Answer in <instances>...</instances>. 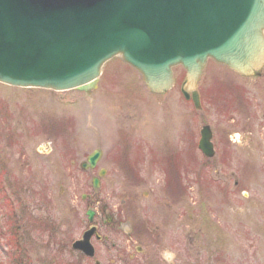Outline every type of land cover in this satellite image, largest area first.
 <instances>
[{
	"label": "rangeland",
	"instance_id": "obj_1",
	"mask_svg": "<svg viewBox=\"0 0 264 264\" xmlns=\"http://www.w3.org/2000/svg\"><path fill=\"white\" fill-rule=\"evenodd\" d=\"M173 73L172 88L162 94L150 93L138 72L118 57L104 65L97 87L88 93L0 83V264H88L71 248L85 228L84 194H100L113 210L121 199L129 202L131 195L143 206L153 196L164 199L169 187L178 192L184 185L187 245L188 235L196 234L200 225L221 233L228 215L230 222L236 221L234 227L263 229L264 152L258 151L259 165L250 171L241 155L233 158L237 175L232 180L242 179V172L247 179L237 188L231 180L205 187L195 182L196 168L203 161L195 142L203 124L215 128L219 144L221 136L229 138V144L218 148L232 145L234 157L235 152H244L246 141L253 144L257 138L249 141L238 125L235 140L225 131L226 120L241 115L243 91L254 89L260 79L241 77L209 59L198 82L202 109L197 110L180 92L184 68L175 66ZM96 148L102 152L96 166L81 168ZM117 158L121 169L113 163ZM100 168L106 174L94 191L91 178ZM170 171L184 179L181 185ZM124 173L139 185L122 182ZM209 174L207 178L213 176ZM7 181H12L9 188ZM227 184L229 192L231 187L234 191L225 198ZM15 196L25 208V226L19 231L14 211L10 212L20 209ZM134 211L127 214L130 219L137 214ZM186 253V264H195L190 251Z\"/></svg>",
	"mask_w": 264,
	"mask_h": 264
},
{
	"label": "water",
	"instance_id": "obj_2",
	"mask_svg": "<svg viewBox=\"0 0 264 264\" xmlns=\"http://www.w3.org/2000/svg\"><path fill=\"white\" fill-rule=\"evenodd\" d=\"M115 55L155 93L171 88L172 66L181 64V90L199 108L197 85L208 58L241 75L259 74L264 0H0V82L87 88ZM209 139L204 128L207 155ZM98 157L95 150L84 166ZM88 235L73 247L91 253Z\"/></svg>",
	"mask_w": 264,
	"mask_h": 264
},
{
	"label": "flooded vegetation",
	"instance_id": "obj_3",
	"mask_svg": "<svg viewBox=\"0 0 264 264\" xmlns=\"http://www.w3.org/2000/svg\"><path fill=\"white\" fill-rule=\"evenodd\" d=\"M256 78L260 80L255 81V90L247 89L243 91L248 97L243 94L245 102L239 119L226 120L227 129L225 131L226 135L228 134L232 138L236 137L238 130H235V128L238 125L243 130L242 134L249 141L252 140V136L257 137L254 140L255 143L249 144L246 141L242 148L244 152H235L234 157L232 145L223 150L218 148V146L229 144L230 140L227 136H225V139L224 136H221L219 139L220 144L218 141L216 142L214 139L216 130L213 128L212 143L214 155L209 158L202 156L200 153L203 161L198 163L199 165L196 168L195 182L198 185L205 187L207 184L219 182L226 184L231 180L234 183L233 186L237 188L242 183L247 182V179L243 178V172L239 174L242 179L235 178L232 180L237 175L232 161L233 158L240 155L242 156L240 160H243L245 164L247 163L248 171L259 165L257 155L264 152V69ZM260 84L262 86L259 91L257 87ZM252 102L255 103V108L249 107V103ZM116 161L113 163L117 167L121 163L120 158H117ZM245 164L243 168H245ZM118 168L121 169V166L119 165ZM99 171L102 174L100 178L106 174L105 168H100L97 174H99ZM209 171L213 173V176L207 178L210 175ZM174 173L170 171V174ZM124 175L125 178L121 179L122 182H132L133 186L135 184L139 185L136 178H127L126 173ZM175 175L177 183L183 182L184 179L179 180L177 173ZM6 183L8 188L12 186V181H7ZM14 184L16 187V183ZM225 186V198L233 196L234 188L231 187L229 192L228 184ZM181 187L183 189H179L178 192L173 187H169L166 190L168 192L165 194L164 199L160 196H153L150 202L143 206L135 199V195H131L129 202L121 199V202H118L113 210L99 196L100 194H84L82 200L86 203L84 210L85 228L81 237L85 233L89 234L88 240L91 246V253H89V247L84 250H74L72 247V251L77 253L80 261L88 260V264H169V261L165 259V253L172 254L171 264H186L187 250L190 251L189 256L194 259L195 264H264V227L261 230H250L247 226L234 227L233 223H236V221L230 222L229 219H233L230 215L223 222L224 225H221V233H217L216 229L213 231V228L200 225L196 234L190 237L188 235L189 242L187 245L185 221L182 216L184 185H181ZM243 195L245 198L247 197V194ZM14 198L18 199L17 203L20 201L19 197L15 196ZM228 202H230L229 198ZM35 204H37L36 201ZM19 206V212L10 211L11 213L14 211L12 217L16 224L15 229L18 231L25 226V222L22 219L25 208L20 204ZM37 206H40V204ZM70 207V209H73L74 205L71 203ZM134 210H137V214L133 219H130L127 214H131ZM213 220L216 227H220V223L215 217ZM212 224V222L209 223L210 226ZM85 250L88 251L85 253Z\"/></svg>",
	"mask_w": 264,
	"mask_h": 264
},
{
	"label": "clouds",
	"instance_id": "obj_4",
	"mask_svg": "<svg viewBox=\"0 0 264 264\" xmlns=\"http://www.w3.org/2000/svg\"><path fill=\"white\" fill-rule=\"evenodd\" d=\"M165 259H167L169 261V264H171V260L173 259L172 254L170 253H165Z\"/></svg>",
	"mask_w": 264,
	"mask_h": 264
}]
</instances>
